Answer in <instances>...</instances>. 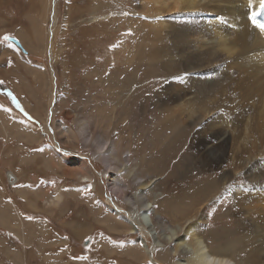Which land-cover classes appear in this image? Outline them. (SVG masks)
I'll list each match as a JSON object with an SVG mask.
<instances>
[{
	"label": "rangeland",
	"instance_id": "rangeland-1",
	"mask_svg": "<svg viewBox=\"0 0 264 264\" xmlns=\"http://www.w3.org/2000/svg\"><path fill=\"white\" fill-rule=\"evenodd\" d=\"M152 4L0 0V264H155L137 247L140 234L129 233L130 225L111 211L114 202L126 211L130 207L105 177V166L77 136L75 120L82 114L105 126L103 131L112 138L130 143L131 159L140 172L138 178L127 179L128 193L147 183L142 179L145 171L156 174L146 192L162 190L169 209L203 217L200 226L212 248L220 249L227 237L230 242L238 238L237 260L244 261L264 234V229L248 225L252 218L242 222L245 204L234 194L238 189V196L244 195L250 184L244 170L228 164L203 166L193 133L198 127L163 119L167 109H173L161 94L167 76L159 62L132 52L150 23L164 25L167 15L151 11ZM201 13L199 8L172 11L173 34L182 37L186 25L198 29ZM22 30L26 41L37 35L32 44L36 49L25 42ZM140 42L147 53L151 48ZM169 43L175 58L178 46L173 38ZM38 70L45 72L44 78H36ZM181 74L187 75L181 72L179 78ZM66 129L76 134L70 138ZM80 158L88 170L77 168ZM9 171L17 177L13 184L8 182ZM78 174L90 177L81 181ZM54 193L62 195L57 205L48 203ZM180 221L184 223L183 217ZM229 231L235 236H228ZM87 239L91 242L84 246ZM168 251L166 245L156 257L162 264H176Z\"/></svg>",
	"mask_w": 264,
	"mask_h": 264
},
{
	"label": "bare ground",
	"instance_id": "bare-ground-1",
	"mask_svg": "<svg viewBox=\"0 0 264 264\" xmlns=\"http://www.w3.org/2000/svg\"><path fill=\"white\" fill-rule=\"evenodd\" d=\"M144 1L153 2L152 6H148L151 11L159 14L162 10L167 15L163 16V26L150 23L152 27L146 30L148 32L143 31L138 37L137 46L132 48L133 54L138 57L153 63L159 62L162 72L167 76L163 88L160 89L168 108L173 109H167L163 115L164 121L173 124L190 122L198 127L193 133L203 166L221 168L228 164L235 170H244L245 176L251 180L250 184L244 195L239 197L238 189L234 194L240 203L245 204L242 209L245 213L242 222L246 218H252L248 225L258 226L263 230L264 26L257 19L258 13L264 7L262 0H251V3L250 0ZM185 8H199L202 11L201 23L198 24L200 27L196 29L186 25L183 36H176L173 34L175 26L170 23L169 16H172V11ZM171 38L178 46L175 58L171 57ZM140 40L151 48L147 53L141 48V42L138 43ZM160 40L162 44H159ZM38 41L44 42L42 38ZM26 43L31 49L36 47L32 44L37 43V35L30 37ZM38 71L35 72L36 77L44 78L45 72ZM185 71L187 75L181 74L182 78H179V74ZM75 125L77 136L83 145L89 147L94 159L105 166V177L113 183L118 195L130 207L126 211L114 202L111 211L130 225L129 233L140 234V244L137 247H141L150 261L162 264L156 253L165 250L166 245H169L167 256L172 257L176 264H264V234L256 238L255 248L245 253L244 261L237 260L235 255L241 250L240 240L235 238V241L230 242L231 238L227 237L234 235L233 232L229 231L227 239L224 240L225 245L221 242L220 249L212 248L207 240L209 236L206 238L204 234L206 230L202 231L200 226L203 217H195L196 214L192 215L182 208L169 209L166 192L162 190L152 188L150 192H146L157 178L156 174L145 171L142 179H148L147 183L141 185L135 194L127 192V179L138 178L140 172L138 163L131 159L132 149L128 146L130 143L125 144L121 138H112L106 133L107 129L103 131L105 126L101 127L96 119L83 114L77 116ZM65 132L70 134V138L76 134L70 132V129ZM78 165L77 168L88 170L84 159L80 158ZM77 176L81 181L90 177L89 174ZM50 199L49 204L57 205L62 195L54 193ZM201 200H197L199 206ZM199 206L200 211L202 207ZM168 215L174 217V222L171 223ZM181 217L184 223H181ZM109 226L113 228L112 224ZM144 235L152 237L154 242L149 244ZM132 248L131 252L134 249ZM134 254L132 253L133 256Z\"/></svg>",
	"mask_w": 264,
	"mask_h": 264
},
{
	"label": "water",
	"instance_id": "water-1",
	"mask_svg": "<svg viewBox=\"0 0 264 264\" xmlns=\"http://www.w3.org/2000/svg\"><path fill=\"white\" fill-rule=\"evenodd\" d=\"M17 44H19L20 45V43H19V41L17 40V39H13ZM7 178H8V182L10 183V184H13L14 182H16V180H17V177H16V175H14L12 172H7ZM90 242H91V239H87L85 242H84V246H88L89 244H90Z\"/></svg>",
	"mask_w": 264,
	"mask_h": 264
},
{
	"label": "crops",
	"instance_id": "crops-1",
	"mask_svg": "<svg viewBox=\"0 0 264 264\" xmlns=\"http://www.w3.org/2000/svg\"><path fill=\"white\" fill-rule=\"evenodd\" d=\"M0 8H1V6H0ZM4 16H3V14L0 16V37L2 36V34L4 33ZM23 31V36H24V40H25V42H26V39H27V36H26V32L24 31V30H22ZM27 45V44H26ZM5 46H7V45H3V47H5ZM35 49L37 48V47H34ZM33 48V49H34ZM12 49V48H11ZM10 51H13V49L12 50H10ZM5 52H7V51H5ZM28 68H30V66H28ZM32 70H33V68H32ZM37 78V77H36Z\"/></svg>",
	"mask_w": 264,
	"mask_h": 264
},
{
	"label": "snow or ice",
	"instance_id": "snow-or-ice-1",
	"mask_svg": "<svg viewBox=\"0 0 264 264\" xmlns=\"http://www.w3.org/2000/svg\"><path fill=\"white\" fill-rule=\"evenodd\" d=\"M250 3H251V0H250ZM262 6H264V0H262ZM10 37L9 36H5L4 39L7 40L9 39Z\"/></svg>",
	"mask_w": 264,
	"mask_h": 264
}]
</instances>
